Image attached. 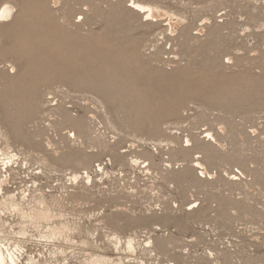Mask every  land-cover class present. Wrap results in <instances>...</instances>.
Listing matches in <instances>:
<instances>
[{
	"label": "rangeland",
	"instance_id": "rangeland-1",
	"mask_svg": "<svg viewBox=\"0 0 264 264\" xmlns=\"http://www.w3.org/2000/svg\"><path fill=\"white\" fill-rule=\"evenodd\" d=\"M6 2L0 196L21 208L6 200L11 243L40 264L94 251L264 264V0ZM46 224L65 226L51 243ZM114 234L134 237L133 252L118 253Z\"/></svg>",
	"mask_w": 264,
	"mask_h": 264
},
{
	"label": "bare ground",
	"instance_id": "bare-ground-1",
	"mask_svg": "<svg viewBox=\"0 0 264 264\" xmlns=\"http://www.w3.org/2000/svg\"><path fill=\"white\" fill-rule=\"evenodd\" d=\"M12 4L6 2L5 4L2 5V7H0V21L7 19L11 16L12 9L14 8ZM132 4L133 5H131V6L129 5V6L131 7L130 9H132L133 11H137V12L142 13L144 15H148L149 17L150 16L155 17L157 15H160V13L156 10V8L150 4H143L140 2H136V1H133ZM214 140H215V138H214ZM186 141H188V140H186ZM3 161H5V160H3ZM197 164L201 165L199 162H197ZM202 169H204V166L202 167ZM78 177H79L78 174L72 175L73 180H77ZM2 182H4V181L0 182V187L2 185ZM6 200H9L8 201L9 206L13 210L21 211L19 203H17L18 201H16L14 199L13 195L7 194V195L0 196V264H40L39 259H36L35 256H32L30 251L25 250V246L22 243V241H23L22 239L17 237L18 241L16 243H11V241H10L11 237L6 233V227L7 226L10 227L11 224L9 222L5 221V219L1 218L2 216H4L6 214V212L4 211L5 210L4 207H6V204H7ZM40 202H42V201H40ZM48 210H49L48 206L40 208L39 211L37 209H35L34 211L36 212V214L33 216L34 218L33 217L32 218L35 219L36 223L37 222L40 223L39 221L48 217ZM10 211H11V209H10ZM20 213L23 214V212H20ZM64 227L65 226H62V225L60 227H58L56 225L46 224V228L50 230V232H49L50 235L44 236V237H46L45 241L47 243L53 242L54 241L53 236L56 233H59L61 231V229ZM25 229L26 228L22 226L17 231V233L19 235H21L22 238H24L23 236L27 233L26 232L27 230H25ZM56 237H58V235H56ZM113 238L115 239L114 247L118 253L120 251V247H122V243H124L125 249H127L129 251H132L135 248V246H134V244H135L134 240L135 239L131 235L127 236L124 240L117 234H114ZM122 240H123V242H122ZM145 243L148 245L151 243L150 237L147 239V241ZM52 257H54V255H52ZM65 261H66L65 264H69V263H67V260H65ZM81 264H125V263L122 260L121 256L110 257V256H106V254H104L103 252L94 251V252H91L89 255H88V253H86V257H84Z\"/></svg>",
	"mask_w": 264,
	"mask_h": 264
}]
</instances>
